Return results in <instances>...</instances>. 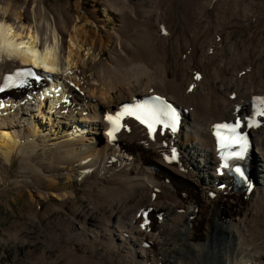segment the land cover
Listing matches in <instances>:
<instances>
[{
  "label": "bare ground",
  "instance_id": "bare-ground-1",
  "mask_svg": "<svg viewBox=\"0 0 264 264\" xmlns=\"http://www.w3.org/2000/svg\"><path fill=\"white\" fill-rule=\"evenodd\" d=\"M47 1L0 0V78L53 67L81 92L71 90L70 113L88 131L70 137L69 115L27 118L28 105L0 115V196L10 208L28 194L31 223L2 231L0 264H264V116L251 127L260 177L251 196H224L205 178L217 163L209 126L264 99L258 10L247 0ZM151 91L183 110L185 170L134 124L103 145V112ZM70 199L80 208H66ZM52 201L61 215L47 229L34 206ZM152 209L151 229L137 227Z\"/></svg>",
  "mask_w": 264,
  "mask_h": 264
},
{
  "label": "snow or ice",
  "instance_id": "snow-or-ice-1",
  "mask_svg": "<svg viewBox=\"0 0 264 264\" xmlns=\"http://www.w3.org/2000/svg\"><path fill=\"white\" fill-rule=\"evenodd\" d=\"M23 47V45H21ZM48 71H53V69H48ZM19 76H34L35 73L29 69L25 72H17L16 74ZM39 79V77H36ZM196 79H200V76L197 75ZM191 90V89H190ZM260 100L262 106H264V100L257 98ZM124 115H132L135 116L137 120H139L142 124H145L150 133H153L156 129L157 125H162L164 128L175 129L178 126L179 122V114L176 109L169 103H167L163 98L156 96L153 97L152 100L145 104L136 105L132 108H126L124 112L117 114L115 117L109 116L107 119L113 125L111 131H109L108 135L113 136L119 130V121ZM255 116H264V107L258 108L255 112ZM243 121H247L248 127L258 126L254 119H250L247 117L237 118L234 124L232 125H217L216 127L222 129L227 132V136H221L220 142L221 147H226L229 144H246V137L239 133V129L243 126ZM219 135V133H218ZM238 156L243 155V151L237 154ZM222 159L225 163L222 167L227 168V160L228 156H222ZM234 171L241 177H244V172L239 168H235ZM249 187H251L249 185ZM141 215H145L141 213ZM147 225V220H145V224L142 227Z\"/></svg>",
  "mask_w": 264,
  "mask_h": 264
},
{
  "label": "rangeland",
  "instance_id": "rangeland-1",
  "mask_svg": "<svg viewBox=\"0 0 264 264\" xmlns=\"http://www.w3.org/2000/svg\"><path fill=\"white\" fill-rule=\"evenodd\" d=\"M68 1H72V2H68ZM107 1L108 0H88V4L96 2L101 8H103L104 4H100V3H103V2L106 3ZM247 1L249 4H251L249 11H252V9L258 10V14L253 17V21L255 22L257 21L261 25V27L264 28V8H263L264 2H262L261 0H247ZM47 2L50 4H55L58 2L69 4V3H74L75 0H60V1L48 0ZM175 21L176 20H174L173 22ZM215 30L216 29H214V31ZM247 34H248V30H243L240 33L242 37H245ZM192 47H193V44H192ZM258 69L261 72L262 68L258 67ZM10 191H11L10 192L11 196L15 195L16 189L10 190ZM28 202H29V196L27 194L23 196L22 198H20L17 203H13V206L9 208L4 198L0 196V235H4V232H6L5 235H12V233H15L17 230H20L22 227L31 225L30 218L28 217V213H27L30 210ZM81 204H82V201L76 203V202H73V199H70L68 200V204L66 205V208L67 206L70 208L71 205L77 206V208H80ZM57 205H58L57 201H52L48 204V207L34 206V208L41 213L40 215L41 221L47 229H49L50 226L52 227L55 226V222L53 221V219L61 215V213H57L55 215L50 214L52 213L51 212L52 209H54ZM92 206L93 205L87 203V207L90 210H94ZM49 207L51 211H49ZM62 215H64V211H62ZM22 219H24L25 222L21 221ZM3 230L5 231L2 233ZM5 247L8 248L9 244H6ZM3 255H4L3 257H6V253Z\"/></svg>",
  "mask_w": 264,
  "mask_h": 264
},
{
  "label": "trees",
  "instance_id": "trees-1",
  "mask_svg": "<svg viewBox=\"0 0 264 264\" xmlns=\"http://www.w3.org/2000/svg\"><path fill=\"white\" fill-rule=\"evenodd\" d=\"M56 1H60V0H56Z\"/></svg>",
  "mask_w": 264,
  "mask_h": 264
}]
</instances>
